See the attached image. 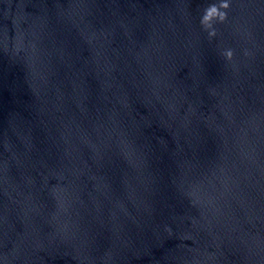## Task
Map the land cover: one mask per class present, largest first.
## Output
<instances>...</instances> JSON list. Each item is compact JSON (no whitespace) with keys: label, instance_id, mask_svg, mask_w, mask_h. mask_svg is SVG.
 I'll return each mask as SVG.
<instances>
[{"label":"clouds","instance_id":"clouds-1","mask_svg":"<svg viewBox=\"0 0 264 264\" xmlns=\"http://www.w3.org/2000/svg\"><path fill=\"white\" fill-rule=\"evenodd\" d=\"M229 3L227 0H221L219 5L213 3L209 4L208 7L204 9L203 15L201 17V25L205 30L208 31L209 37H214L216 35V30L213 26L214 21L223 22L226 19V12L221 9H228ZM222 55L227 59L231 60L233 57V51L231 49L225 50Z\"/></svg>","mask_w":264,"mask_h":264}]
</instances>
